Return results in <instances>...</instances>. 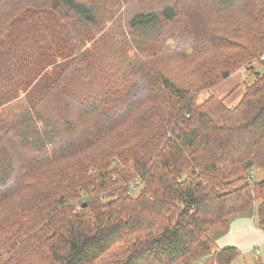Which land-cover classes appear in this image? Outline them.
<instances>
[{"label": "trees", "instance_id": "trees-1", "mask_svg": "<svg viewBox=\"0 0 264 264\" xmlns=\"http://www.w3.org/2000/svg\"><path fill=\"white\" fill-rule=\"evenodd\" d=\"M263 54L264 0H0V264H232V222L264 231Z\"/></svg>", "mask_w": 264, "mask_h": 264}, {"label": "rangeland", "instance_id": "rangeland-1", "mask_svg": "<svg viewBox=\"0 0 264 264\" xmlns=\"http://www.w3.org/2000/svg\"><path fill=\"white\" fill-rule=\"evenodd\" d=\"M201 95L198 97V103L203 101ZM19 108L20 106L16 105L13 110L19 113ZM253 175L254 181L263 177L260 172H253ZM216 247L219 250L234 247L239 251V255L233 259L232 264H264V231L258 229V220L255 218L234 220L228 233L218 240Z\"/></svg>", "mask_w": 264, "mask_h": 264}, {"label": "crops", "instance_id": "crops-1", "mask_svg": "<svg viewBox=\"0 0 264 264\" xmlns=\"http://www.w3.org/2000/svg\"><path fill=\"white\" fill-rule=\"evenodd\" d=\"M248 69H251L252 72L256 73L260 72L262 70V67L259 62H256L250 65ZM248 77L249 76L248 73H246V70H241V72H238L237 74L231 76L221 85L213 88L212 91L203 93L201 95V99L204 101L210 97L215 96L218 99H224V103L227 107H235L245 91L244 85L253 80L252 77Z\"/></svg>", "mask_w": 264, "mask_h": 264}, {"label": "built area", "instance_id": "built-area-1", "mask_svg": "<svg viewBox=\"0 0 264 264\" xmlns=\"http://www.w3.org/2000/svg\"><path fill=\"white\" fill-rule=\"evenodd\" d=\"M259 61L260 62H264V54L263 55H261L260 57H259ZM253 172H250L249 173V176H248V180L250 181V182H252L253 180ZM139 185V180H137L135 183H133V184H131V186L129 187L130 188V190L132 191V192H136L138 189H137V186Z\"/></svg>", "mask_w": 264, "mask_h": 264}]
</instances>
